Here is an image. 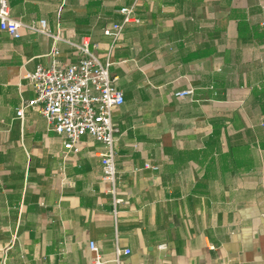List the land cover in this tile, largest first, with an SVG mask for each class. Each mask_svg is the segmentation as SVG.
<instances>
[{"label":"crops","instance_id":"obj_1","mask_svg":"<svg viewBox=\"0 0 264 264\" xmlns=\"http://www.w3.org/2000/svg\"><path fill=\"white\" fill-rule=\"evenodd\" d=\"M7 2L16 19L90 38L104 59L119 9L135 5L140 21L111 56L125 97L113 113L117 222L103 145L87 135L65 153L39 111L16 115L36 96L25 75L55 45L64 61L74 49L0 29V264H264V0ZM117 247L131 252L117 259Z\"/></svg>","mask_w":264,"mask_h":264},{"label":"built area","instance_id":"obj_2","mask_svg":"<svg viewBox=\"0 0 264 264\" xmlns=\"http://www.w3.org/2000/svg\"><path fill=\"white\" fill-rule=\"evenodd\" d=\"M119 11L124 15V22L113 23L104 29V33L112 37L104 59L97 52V45L92 46L90 38L85 37L78 42L63 34L54 33L45 18L31 23L16 19L11 15L7 0H0V29L11 37L19 38L22 29H26L52 37L55 41H63L74 49L77 60L64 61L60 57V48L55 45L49 53L50 64H39L34 72L25 75L36 96L29 101L23 100L16 115L23 119L28 108L39 111L46 118L49 128L62 137L65 153L78 152L83 137L87 135L103 145L101 180L108 185L107 192L112 200L116 222L123 200L119 197L116 148L120 127L114 122L113 113L125 102V97L111 73V56L124 24L140 21L135 5L124 6ZM175 95L180 98L191 97L194 95V88L178 90ZM146 166L159 168L157 165ZM89 246L98 253L95 261L100 263L102 257L97 243L91 241ZM160 247L166 248V244ZM130 252V249L117 247L116 258Z\"/></svg>","mask_w":264,"mask_h":264}]
</instances>
